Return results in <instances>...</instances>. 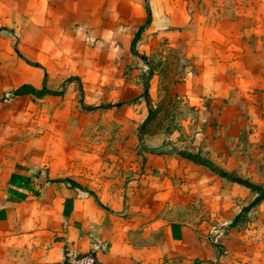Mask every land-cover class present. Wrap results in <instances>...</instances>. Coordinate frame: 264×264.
<instances>
[{
    "label": "crops",
    "instance_id": "obj_1",
    "mask_svg": "<svg viewBox=\"0 0 264 264\" xmlns=\"http://www.w3.org/2000/svg\"><path fill=\"white\" fill-rule=\"evenodd\" d=\"M139 1L0 0V264H61L66 251L85 253L93 243L103 246L98 264H228L227 253L244 237L233 224L258 196L252 188L180 153L141 149L137 133L126 141L143 162L140 178L126 188H105L63 154L62 134L46 127L45 116L32 118L39 102L44 111L51 108L46 99L71 90L101 92L112 53L148 62L141 37L159 29L158 19L149 0ZM212 28L201 44H250L233 33L240 28L233 19ZM234 49L228 57L211 56L215 68H243L253 76L259 61L240 65ZM143 106H127L141 129L150 115ZM247 181L264 188V181ZM196 201L199 217L190 215ZM263 206L264 200L251 209Z\"/></svg>",
    "mask_w": 264,
    "mask_h": 264
},
{
    "label": "rangeland",
    "instance_id": "obj_2",
    "mask_svg": "<svg viewBox=\"0 0 264 264\" xmlns=\"http://www.w3.org/2000/svg\"><path fill=\"white\" fill-rule=\"evenodd\" d=\"M149 1L159 29L145 30L141 37L140 51L148 62L123 50L111 52L112 60L105 62L109 77L101 92L82 95L71 90L56 100L46 99L51 108L44 111L39 102L31 110L32 118L45 116L50 124L46 127L62 134L63 154L105 188H126L140 178L143 162L126 141L136 133L143 140L141 149L202 154L234 177L264 181V28L241 25L264 24V0ZM139 2L144 6V0ZM230 19L240 23L233 33L250 44L200 43V36L214 31V24ZM168 30L176 35L168 36ZM229 47L244 60L240 65H246L247 58L259 61L253 76L243 68H215L211 56L219 51L220 57H228ZM201 53L211 60L199 58ZM146 93L154 111L141 129L127 106L143 102L149 111ZM90 102L110 108L91 110L86 105ZM190 209L193 217L201 216L197 201ZM233 225L245 234L227 253L228 264H264V206L242 210Z\"/></svg>",
    "mask_w": 264,
    "mask_h": 264
},
{
    "label": "trees",
    "instance_id": "obj_3",
    "mask_svg": "<svg viewBox=\"0 0 264 264\" xmlns=\"http://www.w3.org/2000/svg\"><path fill=\"white\" fill-rule=\"evenodd\" d=\"M25 90L26 89L24 88V89L18 90L17 92L18 93H23ZM146 92H147V90H146ZM148 96H147V102H148V107H149V111H150V114H151L154 111V106L152 104L151 99ZM180 154L182 156L188 157V158H190V159H192V160H194V161H196V162H198L200 164H204V165L210 167L212 170H214L215 172H217L221 176L229 178L230 180L238 182L240 184L246 185V186L252 188L254 191H256L258 193V196L255 198V200L249 206L244 208L245 211L250 210L252 207L256 206L257 204H259L260 202H262L264 200V188L263 187L251 184L247 180L234 177V176L222 171L212 161L200 156L199 154H192V153H186V152H180Z\"/></svg>",
    "mask_w": 264,
    "mask_h": 264
},
{
    "label": "built area",
    "instance_id": "obj_4",
    "mask_svg": "<svg viewBox=\"0 0 264 264\" xmlns=\"http://www.w3.org/2000/svg\"><path fill=\"white\" fill-rule=\"evenodd\" d=\"M102 247L100 244L93 243L91 249L85 253L68 250L61 264H98L96 252Z\"/></svg>",
    "mask_w": 264,
    "mask_h": 264
}]
</instances>
